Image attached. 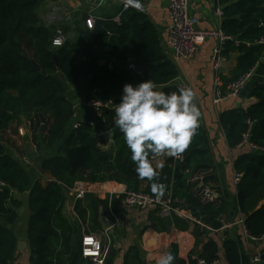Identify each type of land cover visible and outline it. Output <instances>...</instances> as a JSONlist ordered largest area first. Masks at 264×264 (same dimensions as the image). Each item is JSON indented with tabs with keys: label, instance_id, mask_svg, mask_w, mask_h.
<instances>
[{
	"label": "trees",
	"instance_id": "trees-1",
	"mask_svg": "<svg viewBox=\"0 0 264 264\" xmlns=\"http://www.w3.org/2000/svg\"><path fill=\"white\" fill-rule=\"evenodd\" d=\"M46 1L57 0H0V181L4 184L0 189V264H11L16 250L10 225L17 218L16 210L21 202L13 194L25 192L30 209L29 264L64 263V257L71 252L73 226L63 212V204L67 191L80 182L113 181L123 184L126 191L170 196L174 208L188 212L193 218L181 217L174 211L165 218L159 215V209H154L149 216V227L156 231H164L170 225L186 231L190 226H198V221L209 227L207 231L220 229L227 211L228 193L215 187L219 197L203 200V184L210 180L217 185L218 179L213 170L210 140L200 125L179 158L167 156L157 163L153 155L149 156L158 173L153 180L137 175L132 154L115 125L114 110L125 84L136 85L152 79L157 89L166 93L183 88L174 83L177 67L163 51L159 31L148 14L128 7L121 11L118 22L111 16L94 39H90L84 36L85 29L75 16L73 28L70 23L45 22L40 8ZM219 3L222 4L220 28L230 36L222 54L225 57L238 54L235 67L221 85L226 93L229 84L253 68L263 53L264 45L255 41L264 35V0H219ZM58 28L63 31L65 41L53 46ZM83 81L88 82L85 101L109 102V106H85L82 119L73 127V104L65 83L77 88ZM253 95L257 101L247 109L219 115L229 148L241 144L249 123L252 124L250 143L264 147V85L257 86ZM22 118L27 135L25 131L21 148L16 151L26 154L31 146L34 154L45 152L34 160L38 171L34 166H25L9 150L15 147L10 136L18 135ZM233 168L241 175L236 194L244 226L250 235L261 237L264 235V151L239 154ZM200 171L208 174L200 180L194 179ZM153 183L158 186L156 192L152 190ZM122 197L123 194H114L110 200L119 218L123 213V207L118 206ZM100 205L103 211L108 209V195L99 198L87 192L75 201L79 222H87L91 232L101 229ZM172 248L176 252V246ZM222 251L227 264H240L236 241L225 237ZM116 254L111 236L103 264H113ZM191 256L188 264H197L198 258L219 259V245L208 237L199 253ZM80 257L79 243L76 261ZM122 264H142L137 245L128 246ZM176 264L184 261L178 259ZM259 264H264V247Z\"/></svg>",
	"mask_w": 264,
	"mask_h": 264
},
{
	"label": "crops",
	"instance_id": "crops-1",
	"mask_svg": "<svg viewBox=\"0 0 264 264\" xmlns=\"http://www.w3.org/2000/svg\"><path fill=\"white\" fill-rule=\"evenodd\" d=\"M137 1L144 6V12L148 14L149 19L159 31L163 51L168 58L172 59L170 49L167 45V32L169 25L167 1ZM189 1V11L198 19L199 28L209 29L220 27L222 15L219 16L216 13L217 8H220L222 11V4L219 3V0ZM122 5V0H99L96 3L93 0L46 1L40 8V15L44 20V17L50 13L51 9L59 7V20L57 23H70L69 26L73 28L72 20L75 16L76 20L80 22V27L85 29L83 20L86 15L91 14L95 16L96 19H103L101 24V27H103L104 21L111 16L113 17L116 15L120 11ZM215 45L216 39H206L199 46L198 52L194 56L188 59L173 60L178 70V76L175 78L174 83L181 87L186 86L191 88L195 92V103L200 112V120L198 123L204 129L210 140L213 156V170H215L214 173L217 176L218 183L216 185L214 181L207 180V182L203 184L202 194L204 191H207L211 193L212 197H219V193L215 187L228 193L226 199L227 211L222 216V223H230L232 225L218 230H199L195 234L193 232L195 226H190L188 230L181 231L176 229L173 225H170L169 228L164 231H156L149 227L151 224L149 216L154 209L139 210L134 207H123V213L119 218V224L110 229V237L112 236V243L117 250L113 264H122V256L130 245L138 246L142 264H156V261L162 255L171 253L173 245L176 246L175 264L178 259H182L184 264H188L189 256L198 254L208 237L216 240L219 245L220 264H227L222 251V242L225 237L236 241L238 244L241 254L240 264H253V258L258 253H261V250L264 247V237L252 239L243 231L244 215L239 212L237 207L236 186L233 181V173L235 172L233 168L234 159L239 154L249 151L250 149L247 146V143H242L236 148H229L225 132L219 123V115L222 112L247 109L257 101L253 92L257 86L264 85V50L257 64L252 69V72L245 82L241 92L236 96H228L215 103L213 95L214 72L210 61V55ZM237 57L238 54L236 53L225 57V61L219 72L222 84L223 80L230 76V71L235 67ZM65 85L67 86L69 100L73 104L74 124L83 117L85 108L84 95L86 93L88 82L83 81L77 88L71 87L68 83H65ZM21 120L23 123L24 119L22 118ZM21 127L25 128L24 123L21 124ZM25 131L26 128L24 129V133ZM26 135L27 131L25 133V136ZM10 137H12L13 140L15 138L16 142H19L20 137H18V135L15 134ZM5 138L8 139L7 137ZM19 143H15V147L12 146L9 148L11 153L17 158L20 157V154L16 151V149L18 150L21 148ZM27 149L32 150V147L29 146ZM39 154L40 153H36L35 156ZM166 157V155H163L162 159L155 160V162L161 163ZM26 164L27 166L30 165L36 167L37 171L39 170V167H37L38 163L33 159L28 160ZM206 172H198L194 176V179L200 180L203 176L208 174V171ZM83 184L86 183H77L74 188H78ZM95 185L102 188H105L108 185L113 186L112 188H109L110 190H104L101 192V195H97L99 198H104L108 191H116L118 193L125 189L123 184L113 181L97 183ZM72 192V190L67 191L63 204V212L73 226L71 252L64 257L63 264H88V261L81 257L77 261L75 259L82 232L81 223L71 214L73 204L75 205L73 196L71 195ZM13 196L20 200L21 205L16 210L17 218L15 222L10 225L16 239V250L13 254L11 264H29L30 248L27 230L30 209L28 192L23 194L14 193ZM203 200L205 199L203 198ZM73 210L75 211V208ZM103 212L110 218L108 209ZM159 215L168 218L170 213H159ZM178 215L183 217V213H178ZM100 228L99 232L95 233H100L102 231L101 225Z\"/></svg>",
	"mask_w": 264,
	"mask_h": 264
},
{
	"label": "built area",
	"instance_id": "built-area-1",
	"mask_svg": "<svg viewBox=\"0 0 264 264\" xmlns=\"http://www.w3.org/2000/svg\"><path fill=\"white\" fill-rule=\"evenodd\" d=\"M123 5L120 9V11L112 17L113 21L118 22L120 18V13L122 10L128 8L129 6H133L135 8H139V10L144 11V6L141 5V3L137 0H122ZM130 1V4H127V2ZM167 1V7H168V16H169V25H168V32H167V45L171 52L172 60H181V59H188L192 56H194L199 49V46L209 38L216 39V45L213 48L211 55H210V61L214 72L213 77V95H214V102L221 101L222 99L228 97V96H236L238 95L243 86L245 85V82L249 78L252 69L251 68L246 74L243 76L233 80L229 86L228 91L226 93H223L221 90V79H220V69L225 61V56L222 54L224 44L227 40L230 39V36L225 34L220 27L218 28H209V29H201L198 27V19L196 16H194L189 11V0H166ZM136 4V5H135ZM216 13L221 16L222 11L220 8L216 9ZM56 19L53 18L51 22H47L48 24L57 23L55 21ZM95 16L88 14L85 16L83 23L85 30H92L94 28L95 23ZM264 27V23L262 24ZM65 41V36L63 34V31L58 28L56 30V34L52 39V45L53 46H60ZM257 44L264 45V35L259 37L256 41ZM183 88H188L186 86H183ZM85 106L89 107H95L98 108L100 106H109V102H102L99 100H89L84 102ZM78 124L74 123L73 127H76ZM251 123H249V127L247 129V132L243 134V141L242 143H247V146L249 147L250 151H257V152H263L264 147L257 144H252L250 142H247V139L249 138V131L251 127ZM19 132L22 133V128H19ZM163 155H153V160H160L162 159ZM180 157V156H179ZM179 157H174L175 159ZM19 160L23 162H27V159L25 156L18 157ZM241 175L237 172L233 173V181L236 186V184L239 182ZM4 184L0 181V189H2ZM98 187L95 184H83L82 186L78 188H71L72 190V196L74 199V202L78 199H82L84 195L87 192L95 193L96 195H101L100 190L96 189ZM117 193L116 191H108L106 195H108V212L109 216L112 219V225L111 227L107 229H102L100 232V235H97L95 232H91L88 228V223H81V238H80V256L83 259H86L88 261V264H103L108 247L111 243V237H110V229L116 225L119 224V217L118 215L113 211L111 206V196ZM123 194V197L120 199L118 206L119 207H134L139 210H148V209H159L158 213H170L171 211L178 213H183V217L188 219H193L186 211L180 210L178 208H174L172 206V199L170 196L168 197H156L150 194H147L142 191H126L123 189L122 191H119L116 195ZM203 198L207 201L213 200L214 197H212L211 193L204 191L202 194ZM106 197V196H105ZM104 197V198H105ZM74 204L72 207V215L75 219L79 220L76 212L73 210ZM198 225L202 228L209 229V227L201 222L198 221ZM232 224L226 223L223 224L221 228H226L228 226H231ZM244 233L252 238H262L264 237H255L248 233L245 226H243ZM261 261V253H258L252 260L253 264H259ZM197 264H220L219 259H215L212 261H206L205 259L198 258Z\"/></svg>",
	"mask_w": 264,
	"mask_h": 264
},
{
	"label": "clouds",
	"instance_id": "clouds-1",
	"mask_svg": "<svg viewBox=\"0 0 264 264\" xmlns=\"http://www.w3.org/2000/svg\"><path fill=\"white\" fill-rule=\"evenodd\" d=\"M195 92L181 88L178 92L158 90L152 79L123 86L120 102L115 107V125L131 152L135 171L140 178L153 180L158 173L150 155L179 157L197 134L200 112ZM163 186L159 189L162 193ZM157 184L152 190L156 192ZM156 264H173L171 254L162 255Z\"/></svg>",
	"mask_w": 264,
	"mask_h": 264
},
{
	"label": "water",
	"instance_id": "water-1",
	"mask_svg": "<svg viewBox=\"0 0 264 264\" xmlns=\"http://www.w3.org/2000/svg\"><path fill=\"white\" fill-rule=\"evenodd\" d=\"M127 4H130V1H128ZM102 21H103V19L97 18L95 20V23H94V28L92 30L86 29L85 32H84V36L89 37L90 39H94L96 34L102 29V27H101ZM32 63L37 67V65L34 63V61H32ZM247 142H250V138L247 139ZM98 221H99L102 229H107V228L111 227V225H112V219L104 214L103 208H102L101 205L99 206ZM199 230H204L205 231L206 229L202 228L199 225L195 226V228L193 230L194 234L197 233ZM170 254L173 257V264H175V252L172 250Z\"/></svg>",
	"mask_w": 264,
	"mask_h": 264
},
{
	"label": "rangeland",
	"instance_id": "rangeland-1",
	"mask_svg": "<svg viewBox=\"0 0 264 264\" xmlns=\"http://www.w3.org/2000/svg\"><path fill=\"white\" fill-rule=\"evenodd\" d=\"M95 3L97 2V1H99V0H93ZM59 10H60V8L59 7H54L53 9H51V11H50V13L47 15V16H45L44 17V20L46 21V22H51L52 21V19L53 18H55L56 20L55 21H57V20H59V17H58V15H59ZM19 128H22V133H20L19 132ZM18 128V137H22V136H24V127H19ZM19 138V142H16V140H15V138H14V140H13V138L11 137V141H12V143L13 142H15V143H19L20 145H21V139ZM15 146H16V144H15ZM19 150V149H18ZM21 152V151H20ZM43 155H45V152H42L40 155H37V156H35V154H34V151L33 150H26V154L24 153V154H22V155H20V156H25L26 157V159H27V161L28 160H30V159H33V160H37V157H39V156H43ZM24 163V165L25 166H27V164H26V162H23ZM96 189H98V190H100V191H106V190H110L107 186L105 187V188H102V187H96ZM97 235H100V233H98Z\"/></svg>",
	"mask_w": 264,
	"mask_h": 264
}]
</instances>
